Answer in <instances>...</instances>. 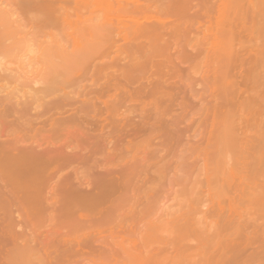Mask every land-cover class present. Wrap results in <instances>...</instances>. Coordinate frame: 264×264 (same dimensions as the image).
<instances>
[{
  "label": "rangeland",
  "instance_id": "rangeland-1",
  "mask_svg": "<svg viewBox=\"0 0 264 264\" xmlns=\"http://www.w3.org/2000/svg\"><path fill=\"white\" fill-rule=\"evenodd\" d=\"M7 10L0 264H264V0Z\"/></svg>",
  "mask_w": 264,
  "mask_h": 264
},
{
  "label": "bare ground",
  "instance_id": "bare-ground-1",
  "mask_svg": "<svg viewBox=\"0 0 264 264\" xmlns=\"http://www.w3.org/2000/svg\"><path fill=\"white\" fill-rule=\"evenodd\" d=\"M14 16H15V12H13L12 10L1 11L0 12V21L3 20V22L7 23V25L9 27H11L9 30H12L14 32H20L21 27L23 26L22 18L17 17V16L14 17ZM33 18L36 19L37 15H33ZM38 18L36 20H39ZM35 19H34V21H35Z\"/></svg>",
  "mask_w": 264,
  "mask_h": 264
}]
</instances>
